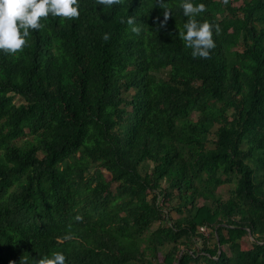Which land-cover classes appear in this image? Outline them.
Returning <instances> with one entry per match:
<instances>
[{"label":"trees","instance_id":"obj_1","mask_svg":"<svg viewBox=\"0 0 264 264\" xmlns=\"http://www.w3.org/2000/svg\"><path fill=\"white\" fill-rule=\"evenodd\" d=\"M193 2L211 60L183 0H80L0 50V264H264V0Z\"/></svg>","mask_w":264,"mask_h":264},{"label":"clouds","instance_id":"obj_2","mask_svg":"<svg viewBox=\"0 0 264 264\" xmlns=\"http://www.w3.org/2000/svg\"><path fill=\"white\" fill-rule=\"evenodd\" d=\"M229 0H224L227 5ZM114 0H101V4L112 5ZM164 3V0H161ZM184 15L189 17L179 35L192 49L193 59L211 60V53L216 45L213 40V27L200 24L196 16L206 11L204 3H194L193 0H183ZM80 0H0V50L16 53L27 44L31 29H40L42 17L61 16L76 18L80 15ZM172 9L164 11L165 20ZM135 17L129 16L128 23L134 24ZM133 31L140 32L141 28L133 27ZM218 33V26L215 28ZM105 40L110 39V33H104ZM15 264V262H13ZM36 264H68L67 257L62 251H55L49 256L40 258Z\"/></svg>","mask_w":264,"mask_h":264},{"label":"rangeland","instance_id":"obj_3","mask_svg":"<svg viewBox=\"0 0 264 264\" xmlns=\"http://www.w3.org/2000/svg\"><path fill=\"white\" fill-rule=\"evenodd\" d=\"M22 102V99L21 98H16L15 99V103L16 104H20ZM195 118H197V115L195 114ZM222 190V192L224 193V194H226V192H227V187H224L223 189H221ZM175 217H178L177 215H175Z\"/></svg>","mask_w":264,"mask_h":264},{"label":"built area","instance_id":"obj_4","mask_svg":"<svg viewBox=\"0 0 264 264\" xmlns=\"http://www.w3.org/2000/svg\"><path fill=\"white\" fill-rule=\"evenodd\" d=\"M203 231H205V228H202Z\"/></svg>","mask_w":264,"mask_h":264}]
</instances>
